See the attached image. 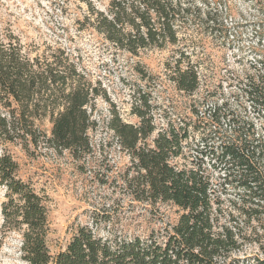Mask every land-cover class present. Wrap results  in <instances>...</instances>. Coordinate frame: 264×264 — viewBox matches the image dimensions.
I'll return each mask as SVG.
<instances>
[{"label": "trees", "instance_id": "obj_1", "mask_svg": "<svg viewBox=\"0 0 264 264\" xmlns=\"http://www.w3.org/2000/svg\"><path fill=\"white\" fill-rule=\"evenodd\" d=\"M256 3L264 34V0ZM214 5L108 0L105 10L90 5L91 15L84 16L105 40L134 56L175 47L165 75L178 99L156 100L144 90L132 104L138 123L124 121L114 110L107 124L130 157L121 178L130 195L171 203L179 211L175 222L142 236L101 235L82 225L63 248L51 252L47 198L19 176V164L4 144L18 142L29 151L43 143L75 159L88 156L89 132L98 124L92 118L96 100L109 98L64 49L31 56L0 48L3 228L20 235L27 264H264L258 255H235L253 243L264 255V76L240 78L228 93L203 88L193 45L226 28V6ZM139 71L146 81L154 77ZM46 119L49 131L41 129Z\"/></svg>", "mask_w": 264, "mask_h": 264}, {"label": "rangeland", "instance_id": "obj_2", "mask_svg": "<svg viewBox=\"0 0 264 264\" xmlns=\"http://www.w3.org/2000/svg\"><path fill=\"white\" fill-rule=\"evenodd\" d=\"M203 1L216 4L220 10L227 8L223 14L226 28L205 34L193 45L195 58L203 68V88L228 93L240 78L264 76V34L256 0ZM107 4L108 0H0V48L22 49L31 56L64 49L94 84L106 89L109 98L96 100L92 118L98 124L89 132L92 152L81 159L73 158L68 151L55 153L43 143L26 151L18 142L0 141V147L4 144L18 162L19 176L47 198V240L52 253L63 248L82 225L101 235L123 231L142 236L175 222L179 216L178 208L171 203L152 204L130 195L121 180L130 157L107 126L114 110L124 121L138 123L132 104L144 90L151 91L156 100L178 99V92L165 75V62L174 55L175 47L149 48L137 56L118 49L84 20L91 15L90 5L105 10ZM142 69L154 76L151 81L142 78ZM50 127L47 119L41 122L42 130L49 131ZM262 128L264 133V124ZM5 200L0 189V264H27L19 250L20 235L3 228ZM260 252L258 244L253 243L235 255L264 257Z\"/></svg>", "mask_w": 264, "mask_h": 264}]
</instances>
